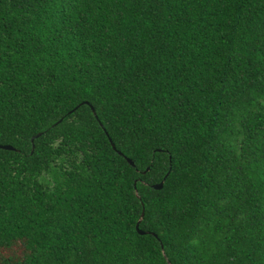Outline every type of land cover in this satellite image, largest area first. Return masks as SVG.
<instances>
[{
    "label": "trees",
    "instance_id": "obj_1",
    "mask_svg": "<svg viewBox=\"0 0 264 264\" xmlns=\"http://www.w3.org/2000/svg\"><path fill=\"white\" fill-rule=\"evenodd\" d=\"M0 146V264H264V0H0Z\"/></svg>",
    "mask_w": 264,
    "mask_h": 264
},
{
    "label": "water",
    "instance_id": "obj_2",
    "mask_svg": "<svg viewBox=\"0 0 264 264\" xmlns=\"http://www.w3.org/2000/svg\"><path fill=\"white\" fill-rule=\"evenodd\" d=\"M82 105H87V106H89V104L86 103V102L80 104L79 106H82ZM79 106H78V107H79ZM78 107H77V108H78ZM89 107H90L92 113L95 115V111H94V109H93L91 106H89ZM95 117H96V116H95ZM96 118H97V117H96ZM100 126L102 127V125H100ZM40 136H41V133L35 135V136L31 139V142L33 143V141H34L35 139H38ZM108 141H109V143H110V145H111V148H112L114 151H116L115 146L113 145V143L111 142V140H110L109 138H108ZM0 150H4V151H14V149H13L11 146H0ZM33 151H34V145L32 146L31 154H33ZM117 153H118L119 155H121V153H119V152H117ZM126 161L128 162L129 165L133 166V163H132L129 159H126ZM148 170H149V169H147V171H148ZM163 184H164V179H163V181H161L159 184H157V185H153L152 187H153L154 190L159 191V190H161V189L163 188ZM143 217H144V212L142 211V213H141V215H140V218H139V220H138V222H137V224H136V226H135V229H136V231H137V233H138L139 235H146V234H148V233L143 232V231H141V230L139 229V225H140V223H141ZM161 248H162V246H161Z\"/></svg>",
    "mask_w": 264,
    "mask_h": 264
}]
</instances>
